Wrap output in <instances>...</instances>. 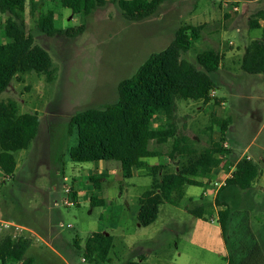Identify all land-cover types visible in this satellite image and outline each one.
Masks as SVG:
<instances>
[{
	"label": "rangeland",
	"instance_id": "rangeland-1",
	"mask_svg": "<svg viewBox=\"0 0 264 264\" xmlns=\"http://www.w3.org/2000/svg\"><path fill=\"white\" fill-rule=\"evenodd\" d=\"M78 1L69 10L62 8L60 0H27L26 30L51 55L56 78L49 82L43 75L27 73L15 79L0 96V102L15 100L21 114H38L40 120L38 135L30 148L15 153V174L0 176V218L28 229L48 219L51 234L47 226L39 227L43 237L25 228L24 232L0 233V240L7 235L35 240L27 252L34 264H92L84 253L94 233L115 238L110 260L104 264H127L133 256L149 253V259L157 256L166 264H225L230 248L215 209L207 211V219L197 225V219L186 210L188 203L182 207L164 204L157 221L143 227L137 219V209L152 178H124L118 162H72L70 150L77 145L78 136L70 122L80 111L115 103L120 83L134 76L151 55L165 50L180 27H202L195 47L182 58L196 64L198 53L209 49L225 58L213 74L217 83L214 101L206 105L202 101L176 100L174 122L178 132L189 137L198 151L208 148L212 140L228 144V165L252 156L263 168L255 154L264 146V74L252 75L241 69L247 47L262 35L261 30H250L249 20L263 7L240 0L228 5L224 12L219 6L221 0H166L150 18L129 22L116 0H104L88 16L80 14ZM235 6L238 12H234ZM49 10L56 13L57 28L83 26L84 31L76 37L41 34L38 23ZM5 19L0 14L1 45L5 44L1 34ZM216 119L231 121L225 138ZM166 122L161 114L154 127ZM172 143L153 142L151 148L167 155ZM147 162L159 177L165 172H177L181 166L178 157L150 158ZM221 169L223 173L227 171ZM92 175L103 179L101 191L90 182ZM260 186L255 183L251 191L231 187L221 201L227 199L237 212L229 237L236 223L249 216L251 231L264 246V189ZM67 187L72 189L70 195ZM204 191L200 186L187 188L196 209L213 200L210 196L204 198ZM92 194L103 199V205L92 206ZM68 199L73 205L65 204ZM75 240L80 241V248L75 246Z\"/></svg>",
	"mask_w": 264,
	"mask_h": 264
},
{
	"label": "trees",
	"instance_id": "trees-1",
	"mask_svg": "<svg viewBox=\"0 0 264 264\" xmlns=\"http://www.w3.org/2000/svg\"><path fill=\"white\" fill-rule=\"evenodd\" d=\"M76 0H60L62 8L72 10ZM166 0H116L123 17L129 22H141L153 16ZM240 0H221V3ZM104 0H79V12L90 15ZM220 3V4H221ZM235 4V3H233ZM27 0H0V13L6 17L3 32L7 42L0 44V96L21 75L35 72L43 75L49 82L56 78V70L51 55L36 44L33 34L26 30L25 13ZM55 12L49 10L39 20L41 34L55 37L66 34L76 37L84 27L62 30L55 26ZM264 10L257 12L249 20L250 30H261L262 37L247 47L241 61V69L252 75L264 74ZM180 27L175 39L163 51L155 53L140 66L134 76L119 85L115 103L102 108H90L75 114L70 122L75 128L78 142L70 150V158L75 163L118 162L124 178H131L134 170L146 167L145 160L150 158L178 157L181 160L177 172H165L157 176L149 169L152 178L150 189L146 190L139 202L137 219L143 227L153 225L164 204L180 206L189 186L206 187L215 170L224 168L232 176L225 181L221 189L236 187L251 191L260 177V167L244 157L235 165H228L231 151L211 141V145L198 151L193 141L180 135L174 122V109L177 99L202 101L208 105L214 101L212 91L217 83L213 74L218 72L224 55L216 50L198 53L194 64L182 58L200 39V29ZM163 114L165 124L154 127L156 118ZM230 119H216L221 128L222 138L230 126ZM40 127L38 114H21L20 105L15 100L0 102V176L12 177L17 170L15 153L28 150L36 139ZM172 141L171 151L167 155L153 150L151 143L164 145ZM90 182L95 190L102 189V178L91 176ZM104 200L95 194L91 197L92 206L103 205ZM217 206L223 208L218 213L226 244L230 255L228 264H264V246L250 228L249 216L245 213L235 232L229 237L228 230L235 216L230 205L217 198ZM242 213L238 211V216ZM233 238V239H232ZM114 236L94 233L85 246L84 256L92 264H104L114 248ZM33 245L28 238H14L10 235L0 240L1 264H34L27 258V252ZM80 248V241L75 240Z\"/></svg>",
	"mask_w": 264,
	"mask_h": 264
},
{
	"label": "crops",
	"instance_id": "crops-1",
	"mask_svg": "<svg viewBox=\"0 0 264 264\" xmlns=\"http://www.w3.org/2000/svg\"><path fill=\"white\" fill-rule=\"evenodd\" d=\"M246 1H248V3L249 4H251V3H253V2H256V3H258V4H260L263 8L262 9H260L259 11H261V10H264V0H246ZM239 1H236V2H229V3H221V4H219V6H220V8L221 9H223L224 10V12H226L227 11V6L228 5H230V4H233V3H238ZM235 7H237V6H235ZM27 10V9H26ZM258 11V12H259ZM1 14V13H0ZM254 16V15H253ZM260 24H261V26L264 28V21H260ZM2 30H1V34H2V37H3V39H4V41H5V43L7 42V40H6V37H5V35H4V32H3V25H2V28H1ZM238 31L240 30V28H238L237 29ZM261 37H262V35H261ZM256 40H259V39H256ZM252 41H254V40H252ZM251 41V42H252ZM250 45V44H249ZM229 149V148H228ZM256 156H258V160L259 161H262V162H260V163H262V165H264V146L263 147H261L258 151H257V153L255 154ZM242 158H244V157H242ZM242 158H240L238 161H240ZM246 158H248L249 160H251L253 163H255V160H254V158L252 157V156H246ZM237 161V162H238ZM236 162V163H237ZM145 163H146V167L144 168V169H141V170H134L133 171V173H132V177L131 178H133L134 176H147L148 175V172H149V169H151L150 167H149V165H148V162H147V159L145 160ZM256 164V163H255ZM259 166V165H258ZM260 167V166H259ZM145 170H148L147 171V173H142V175H136L137 173H139V172H141V171H145ZM233 170H234V167L233 168H231V170L230 171H226L225 173H223L222 172V169L220 168V169H217V170H215L214 171V173H213V175H212V177H211V179L209 180L210 182H208V184H207V186L206 187H204L205 188V191H204V198H206V199H208V197L210 196V197H212L213 198V200L210 202L209 200H207L208 202L207 203H202L200 206H202V207H200L199 209H196L195 208V206H197V204L195 203V201H194V199H193V196H188L187 195V189H186V191H185V196H184V199H183V201H182V203L180 204V206H177V207H182V206H184V204H186V203H188L189 204V209L187 208L186 210H188L187 212L189 213V214H191V216H193V217H195L196 219H197V225H200V222L202 221V220H205V219H207L206 217V215H207V211H209V210H211V208H212V210L213 209H215V212L218 214L219 213V211L220 210H222L223 208H221V207H219V206H217V198L219 197V195H220V198H221V196H224V194H226V192L231 188H227V189H225L224 191H222V193H221V189H222V187L224 186V185H222L223 183H225V181L228 179V178H230L231 176H232V173H233ZM260 170H261V174H260V177H259V179L257 180V182H256V184H258V183H260V188L261 189H264V166H263V168H261L260 167ZM171 173V172H170ZM223 173V174H222ZM95 176V175H94ZM96 177H100V176H96ZM103 180V179H102ZM216 183H221V187L220 188H218V187H216L215 185H216ZM188 188V187H187ZM254 188V187H253ZM253 190V189H252ZM93 195V194H92ZM141 199V198H140ZM140 202V201H139ZM223 203H226V204H228L229 205V202H228V200L227 199H224L223 201H222ZM187 204V205H188ZM191 204H193V210L191 209ZM139 207V206H138ZM198 207V206H197ZM217 207H219L220 209L219 210H216L217 209ZM196 209V210H195ZM160 211H161V209H160ZM137 213H138V209H137ZM212 222H214V220H212ZM37 224L38 225H34L32 228H26V227H24V228H26L28 231H31V232H33V234H34V236H36V237H43L44 235L43 234H41L40 233V230H39V227H42V226H47V231L49 232V235L51 234V230H50V221L47 219V220H40V221H38L37 222ZM21 225V224H20ZM22 226V225H21ZM23 227V226H22ZM221 232H222V230H221ZM222 234H223V232H222ZM34 238V237H33ZM34 243H35V240L33 241V245H34ZM226 251V250H225ZM227 254V253H226ZM149 257L150 258H152V253L150 254H137V255H135V256H133L128 262H127V264H166V262H161L160 260H158L157 259V256H155V258L154 259H149ZM19 264H21V263H19ZM167 264H171V263H167ZM225 264H228V260L225 262Z\"/></svg>",
	"mask_w": 264,
	"mask_h": 264
},
{
	"label": "built area",
	"instance_id": "built-area-1",
	"mask_svg": "<svg viewBox=\"0 0 264 264\" xmlns=\"http://www.w3.org/2000/svg\"><path fill=\"white\" fill-rule=\"evenodd\" d=\"M238 11H239L238 7H234V12H238ZM215 94H216V91L213 90L212 91V94H211L212 97H214ZM223 105H224V103H223ZM224 147L225 148H229V145L228 144H225ZM222 185H225V183H223ZM222 185H221V183H216L215 186L218 187V188H220ZM66 192H67L68 195H70L71 192H72V189L69 188V187H67L66 188ZM65 204L67 206H71V205H73V202H71V200L68 199L65 202ZM13 231L24 232L25 231V228L22 227L20 224H18L16 222H12V221H8V220L1 219L0 218V233H3V232H13ZM83 262H87L85 258H83Z\"/></svg>",
	"mask_w": 264,
	"mask_h": 264
}]
</instances>
